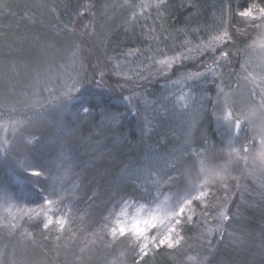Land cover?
I'll list each match as a JSON object with an SVG mask.
<instances>
[{"label": "trees", "instance_id": "trees-1", "mask_svg": "<svg viewBox=\"0 0 264 264\" xmlns=\"http://www.w3.org/2000/svg\"><path fill=\"white\" fill-rule=\"evenodd\" d=\"M89 2L88 12L80 20L86 22L91 15L96 18L97 14L98 19L96 18L97 21L93 26L101 38L99 48L102 63L110 69H113L116 59L130 49L139 48L144 53H149V48L154 50L165 40L164 35L167 29L177 27L180 19L183 18V11H185L183 8L186 7L185 0H165V7L160 9V12L165 13L164 18L159 19L157 11H153L146 18L148 20H145L138 12L139 0H89ZM245 3L246 0H229L232 21L236 23L241 21L235 13L238 6L242 8ZM40 4L49 7L43 6L47 9V14L44 16V20L47 19L46 22L38 18V16L42 17L39 15L41 14L38 8L41 7ZM64 4L68 6L63 7ZM59 10L58 17L56 12ZM90 10H93L95 15L90 13ZM73 12L71 0H60V2L58 0H0V101L9 99L5 91L9 89L10 98L19 102V95L25 87L28 88L46 69H54L56 63L64 60L67 54L76 50H81L83 54L84 52L95 54L94 49L88 50L89 48L86 47L87 34L84 33L81 40L76 34L65 32L56 35L53 31L59 26L60 20L71 25ZM134 12L137 13L135 17H133ZM41 23L47 27L41 28ZM242 24L239 23V30L243 28ZM184 28L187 30L186 27ZM258 31L262 33L261 30ZM258 31L253 30L251 35L256 36ZM232 33H235V30ZM55 36L58 37L55 39ZM235 36L228 46L241 48L245 43L244 38L240 34ZM52 44L53 46L49 47ZM207 56L209 55L204 56L202 60L187 63V67L203 63ZM232 64L235 65L232 67L234 70L238 69L236 62ZM111 83L113 84V82H107L108 85ZM155 87L154 82L149 89H155ZM93 104V109L87 115H84L81 110L80 115L74 116L67 110L60 121V127L47 124L39 126L36 130L39 134L37 142L31 146L28 143L29 140L23 139L16 152L17 160L12 159L10 162V156L5 159L0 158V189H9L15 204L20 209L25 212L28 209L35 210L31 218L27 214L19 218L17 223L19 227L16 230L5 226L11 223L0 221V237L2 236L0 248L4 249L6 255H9L10 249L14 248L15 254L22 253L28 262L34 260L37 263L47 264H102L103 262L111 263L112 253L122 251L125 252L128 263H136L134 244L128 238H118L112 242L107 230L103 227L106 223L103 217L108 214L107 209L113 207V202L109 201L108 197L117 189L121 193L127 192L133 195L128 197L130 199L136 201L146 199V196L141 198L136 184V188L133 187V179L127 178V174L134 170L144 150L136 132L132 130L137 120L126 111L123 112L125 116L119 124L104 119L106 112L120 113L125 108H121L120 104L114 106L109 98L102 94H97ZM18 105L19 103H16V106ZM16 109L19 108L16 107ZM0 110L2 111V107ZM72 111H76V107H73ZM214 126L213 115L206 110L193 132L192 143L196 160L189 159L191 173L183 172L178 175L172 184L163 187L161 191L164 194L183 191L198 180L201 175L197 167L200 159L205 161L207 168L213 174L221 173L235 183L237 176L241 173L242 165L238 162L230 163L233 161L234 154L228 148L224 137L218 135ZM171 138L167 134L166 136L151 134L148 140L150 147L155 144L154 148L152 147L153 153L160 154L163 150L167 151L175 146V141L172 142ZM245 140L243 135L237 138L236 148L241 149L240 154L243 145L246 144ZM12 164L15 167H12ZM34 164L42 167L44 176L40 179V183L49 191L53 187L52 178L59 176L64 169H68V174L62 183L56 184V195H62L65 191L70 193L61 207H70V221L73 222L60 233L56 228L49 231L43 230V216L35 214L40 211V206L43 204V194L37 197L31 184L26 183L21 186L15 183L14 178L26 179L24 169ZM216 183L219 185L220 181ZM74 185L77 186V190L73 192ZM216 187L211 189V200L217 195L214 190ZM220 189L222 190L221 185ZM21 192L24 194L21 195ZM93 196L95 199H92ZM49 198L55 199L56 196ZM116 210H119L118 206ZM58 214L60 213H55L56 216ZM250 215L254 216L252 230L264 237V228L261 227L263 226L261 222L264 224V214L250 211ZM70 226L72 229L67 231ZM108 227H111L110 223ZM74 228L77 229V233H73ZM85 230L93 233V239L87 247L81 243V238H77L78 234ZM93 231H97V234ZM27 233L32 235L29 237ZM80 248L84 251L80 252ZM88 248H92V251H87ZM151 254L153 257L162 256L169 261L165 248ZM151 254L144 262L152 258ZM242 256L243 254L232 257L228 253L226 260H218L216 264H246L247 259H243ZM252 264H264V261L260 263L257 260Z\"/></svg>", "mask_w": 264, "mask_h": 264}, {"label": "rangeland", "instance_id": "rangeland-1", "mask_svg": "<svg viewBox=\"0 0 264 264\" xmlns=\"http://www.w3.org/2000/svg\"><path fill=\"white\" fill-rule=\"evenodd\" d=\"M58 1L60 2V0ZM71 1L74 7V12L71 14L73 20L70 23L71 25L60 20V22H58L59 26H57V29H53V31L56 35H61L65 32L66 34H76L81 40L83 39L84 33L87 34L88 40L86 41V47L87 49L89 48L88 50L94 49L95 54H86L85 52L83 54L81 50H76L75 52L67 54L64 60L56 63L53 67L54 69H46L36 77V80L31 83L32 85L30 84L28 88L25 87L24 91L19 95V102L10 98L11 93L9 89L5 90L8 93L9 99L1 100L3 102L0 103V107H2V111L9 112H2L0 110V158L5 159L10 156V162L12 159L17 160L18 157L16 152L21 146V141L23 139L30 140L32 138L38 140L39 134L36 130L39 126L42 127L41 125L47 124L60 127V121L68 109L63 105L61 100H55L53 97H61V94L67 90V86L73 83L74 80H78L79 83L85 87H90L93 91H96L97 94L102 92L104 97L109 98L111 104L115 102L113 105L117 106L115 104H120L122 106L121 108H125V106L119 101V98L124 95H131L130 92H122L117 87L118 82L111 74L112 69L108 68L105 63H102L103 59L101 58L99 48L101 45V38L98 31L95 30L93 26L98 19L97 14L95 15L93 11L94 9L92 11L90 10V13L94 14L97 19L94 18L93 15L90 16L88 14L90 19L83 22L80 20L82 16L77 14L82 11L88 12L87 7L90 5L89 0ZM185 1L186 7L183 8L185 9V11H183V18L180 19L176 28L171 27L170 30L167 29V33L164 35L165 40L155 49L163 48L165 45L171 47L175 44L182 43L185 39H191L194 43H198L200 40L207 41L211 36L215 35L216 31L222 30L225 26L228 27L230 33L233 35V40L235 39L234 37H236L235 34H240V36L244 38L245 43L241 48L229 47V43L218 46L220 51H228L230 53L229 58L221 64H217L214 72H205V77L198 80L195 84L189 83L187 86L174 85V81L179 79L180 75L186 71H205L200 65H211L214 59L211 53L208 54L209 56H207L203 63L197 64L194 67L178 68L176 70V75H153L150 79L143 81L140 87L136 88V91L142 92L143 95L136 101L139 113L134 116L137 121L132 127V130L136 132L138 141L142 143L144 150L134 170L142 168L144 162L148 161L152 172L160 179L161 184V187L157 189L152 185V176L147 173L139 174V179H134L133 181L137 185V188H140L139 192L143 194V196H146V199L145 201H137L138 203H145L148 205L152 203V196L147 195L149 189L153 195L157 191L164 194L161 190L163 187L170 185V176L176 178L183 172L191 173L189 169V159L196 160L192 143L193 132L197 123H199L200 119L205 115L206 110L213 115L214 127L218 135L227 132V128L221 127L217 122V117L223 116L226 110L224 102L225 94H227L229 98L227 109L232 111L233 116L243 111L247 119L253 120L251 125L247 126L245 124V126H243L238 136L243 135L246 139L245 143H247L253 137H257L258 140L261 135H264V114H260L259 118H257L258 113L251 112L248 109V104L250 102L248 94L250 91L255 87L256 92L259 93L260 88L264 87V83H260V78L264 77V49L257 47L255 50H251L247 48L257 37H264V21H255L256 24H260V28L256 29V31L261 30L262 33L258 31L256 36H254L251 35L253 31L252 26L239 18V20L242 21L239 23H243V28H240L239 33H237L236 30L239 29V23L231 20L232 9L230 8L229 0ZM140 3L141 0H139V4ZM43 6L44 5L38 7L41 11L39 15L42 16H38V18L40 21L46 22L47 19L45 18L46 20H44V16L47 14V9L44 8L46 6ZM65 6L68 5L64 4L63 7ZM153 11L156 12L157 10L151 8L143 14H140V10H138L139 14L145 20H148L146 18ZM32 14L34 15V13ZM56 16H60V10L56 12ZM86 25L88 26L87 28L85 27ZM40 26L41 28L47 27V25L42 23ZM184 27H186L187 30H185ZM196 29H198V31H196L193 36L191 33ZM233 30H235V33H232ZM57 37L58 36H55V39ZM52 46L53 44L49 45V47ZM141 52L145 55L150 54L144 53L143 51ZM171 54L172 53H169V55ZM218 55L219 52H216V56ZM142 59L143 56L138 58L129 57V64L131 67L135 68ZM118 60L124 62V55L116 59L115 64ZM245 61L248 62L242 70L241 65L245 64ZM233 62L238 64V66H236L238 69L234 70L232 68L235 67V65L232 64ZM101 71L108 73L105 75L102 83L104 89H108L109 91L95 88L96 82L100 80L99 74ZM152 71L154 72L155 70L152 69ZM144 74L147 75L148 73L145 72ZM249 74H251L252 77H256V85L253 84ZM107 82H113V84L111 83L108 85ZM154 82L157 88L149 89ZM119 83L122 84L124 81L121 80ZM220 89H223V92H220ZM218 94L219 100H217ZM255 99L258 103L260 96L257 95ZM16 103H19V105L16 106ZM16 107L19 109H16ZM122 110L120 113L126 111L125 109ZM151 134L156 136L157 134L162 136H166L167 134L170 138L172 137V142L175 141V146L171 147L170 150H163L162 153L155 154L152 150L155 144L150 147L151 144L148 140ZM221 136L226 140L230 151L236 148L237 140L235 143H230L231 137H229V135ZM189 139L191 140L190 144L188 143ZM29 145L32 146V144ZM259 153H264V143L257 144L256 147L250 148L249 152L246 154V164L244 160H238L235 155L233 161L230 162L231 164L238 162L242 165V170L237 176L238 178L235 183L231 182L235 197L229 203L230 220L224 224L225 231L223 237L221 238L220 234L217 233L215 238L212 239L211 250L206 240L202 243L199 239L202 225H193L186 227L184 230L183 235L186 243L183 247L176 250L165 248L169 261L162 256L157 255L153 257V254H151L152 258L148 262H144V264H189L187 259L188 255L197 254L202 258L207 257L206 264H216L218 260H226L228 253L232 255V257L243 254L242 258L247 259L246 264H252V262L257 260L260 261V263L263 262L264 237L252 230L254 216L250 215V211H257L264 214V159L257 162ZM240 155L244 156L245 153L242 151ZM11 166L15 167L14 164ZM197 167L199 169V163ZM134 170L131 171V174H133L135 178L136 173ZM198 171L200 173V170ZM249 171L254 173L252 177L248 176ZM14 179L16 181L17 178ZM173 181L174 179L171 181V184ZM145 182L147 187H145ZM237 184L240 185L239 188L236 187ZM214 190H216L215 194L217 195L212 201H215L217 196L222 197L224 195L223 188L221 190L220 185H217ZM160 198L163 199V195H161ZM13 203H15L14 199ZM197 207L199 210V205H197ZM211 211L214 212L216 209H212ZM18 220L19 218L13 220L8 217L5 209L0 207V221L17 224ZM71 222L73 221H69L68 225H70ZM255 222L257 223L256 220ZM261 225H263L261 227L264 228L262 222ZM71 229L72 226L68 227L67 231ZM74 229L73 233H77V229ZM58 232L60 233V231ZM94 234H97V231H95ZM92 236V231L85 230L80 235L78 234L77 238H81V243H84V246L87 247L89 242L93 239ZM1 238L2 236L0 237V241ZM128 239L135 246V241L131 237H128ZM13 243H11V245H13ZM189 246H191L190 251ZM91 249L87 251H92ZM10 250V254L6 255L4 249L0 248V264H47L44 262L37 263V261L34 260L29 261V263L22 253L15 254L14 248ZM79 251L83 252L84 250L80 248ZM110 262L111 263L103 262L102 264H134L126 261L125 252L122 251L116 254L112 253Z\"/></svg>", "mask_w": 264, "mask_h": 264}, {"label": "snow or ice", "instance_id": "snow-or-ice-1", "mask_svg": "<svg viewBox=\"0 0 264 264\" xmlns=\"http://www.w3.org/2000/svg\"><path fill=\"white\" fill-rule=\"evenodd\" d=\"M90 7V6H89ZM140 14L145 13L148 9L155 8L158 13V18L163 19L165 13L160 12V9L165 7V0H141L139 4ZM79 16H83L86 12H78ZM137 13H133L135 17ZM235 15L242 21L247 22L252 26L253 30L259 29L260 24H256L255 21H264V0H246L245 5L241 8L238 6ZM88 27L87 25L85 26ZM198 29L192 31V35ZM239 33V29L236 30ZM233 41V35L230 33L227 26L222 30L216 31L215 35L211 36L207 41L200 40L198 43H194L191 39H185L182 43L175 44L171 47L165 45L163 48H157L154 51L149 48L148 55L141 52L139 48L130 49L127 53H124V62H118L112 69V75L117 79V87L123 92L128 91L131 95H124L119 98V101L124 104L126 113H130L133 116L138 115L139 109L136 101L142 92H137L136 88L142 85L143 81L150 79L153 75L167 76L168 74L176 75L177 68L187 67V63L194 62L197 59L202 60L205 55L212 54L214 59L210 66L201 64L200 67L205 71H186L180 75L179 79L174 81V85L187 86L189 83L195 84L198 80L205 77V72L215 71V66L221 64L227 60L230 56L228 51H220L218 46H223ZM257 47L264 49V37H257L252 44L247 48L255 50ZM216 52L219 55L216 56ZM169 53H172L169 55ZM239 54V53H237ZM75 55V53H74ZM143 56L140 63L135 68L129 64V57L138 58ZM159 57V58H158ZM248 61L241 65L242 70L245 68ZM152 69L155 71L153 72ZM148 74L145 75L144 73ZM105 71L100 72V80L96 82L95 88L102 89L103 91H109L103 87V79L107 75ZM254 85L257 84L256 77H252L249 74ZM123 80L124 83H119ZM260 83H264V77L260 78ZM131 85V86H130ZM223 92V89L219 90ZM102 94V92L100 93ZM260 96V100L257 103L256 97ZM97 98V92L93 91L90 87H85L80 84L78 80H74L73 83L67 86V90L61 94V97H53L55 100H61L63 105L73 113L74 116H78L81 113L87 115L94 107L93 101ZM249 104L248 109L251 112H257L259 118L260 114H264V87L260 88V92L257 93L255 87L248 94ZM219 100V94L217 97ZM224 102L226 110L223 116L217 117V122L221 127H226V133H220V135H229L231 137L230 143H235L238 138V133L242 130L245 124L251 125L252 119H247L245 113L240 111L233 116L230 109H227L229 103L228 95H224ZM76 107V111H72V108ZM125 113H105L104 119L110 120L115 124H119L124 118ZM37 141L32 138L28 141L30 144H34ZM6 143V141H5ZM188 143H191L189 139ZM264 143V135H261L257 140V137H253L243 146L244 156L240 155L241 149H231V152L236 156L238 160H244L247 163V153L250 148H254L257 144ZM264 159V153H259L257 162ZM200 177L190 187L183 191H174L168 194H162L157 191L154 195L149 189L148 196H152V203L150 205L145 203H138L135 199H130L133 195L125 192L121 193L120 190L114 191L109 197V201L113 202V207L107 209V215L103 217L105 224L104 229L107 230L108 235L113 241L118 238L131 237L135 241L136 249V264H144L146 258L153 252L160 249L176 250L185 245L186 240L183 235L186 227L193 225H202L200 229L199 239L203 243L205 240L211 250L212 239L215 238L217 233L223 237L225 228V222L230 220L229 216V203L234 199L235 193L232 190L231 179H227L221 173L213 174L208 168L203 159L198 161ZM23 167V165H22ZM136 175L129 173L128 179H139V174L147 173L152 176V185L157 189L161 187L160 179L152 172V169L148 161L144 162L142 168L134 170ZM259 172V171H257ZM26 173V179H16L15 183L23 186L28 183L32 185L34 194L37 197L43 199V204L40 206V211L35 213L38 216H43L42 228L45 231H49L52 228H56L62 232L70 221V207H61L63 201L69 197L70 193L65 191L62 195H56L57 182L63 181L64 177L68 174V169H64L59 176L53 177V187L49 191L44 185L40 183V179L44 176L42 167L38 164H34L24 169ZM253 172L249 171L248 176L252 177ZM36 178V179H31ZM175 177H169V184ZM216 181H220L219 185L222 186L224 195L217 196L215 201L210 199L212 192L211 189L217 186ZM133 187L136 188L135 182ZM145 187L147 184L145 182ZM240 187L239 184L236 185ZM139 191V188H136ZM77 190V186H73V192ZM194 193V194H193ZM24 193L21 192V195ZM163 195V199H161ZM50 196H56L55 199H50ZM141 198L143 194H141ZM95 199V196L92 197ZM197 205H199V210ZM6 206V207H5ZM119 210H116V207ZM0 207H3L7 212L8 217L15 220L16 218H22L27 214L31 218L34 213V209L25 210L20 209L15 203H13V195L9 189H0ZM216 209V211H211ZM59 212L60 215L56 216L55 213ZM108 223L111 227H108ZM12 230H16L19 225L11 223L5 225ZM27 236H31V233H27ZM191 246H189V251ZM189 264H206L207 257H200L197 255H188Z\"/></svg>", "mask_w": 264, "mask_h": 264}]
</instances>
